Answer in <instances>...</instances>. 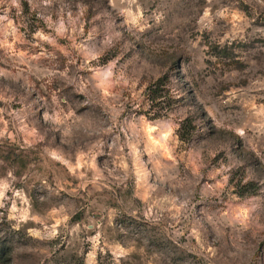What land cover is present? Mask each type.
Wrapping results in <instances>:
<instances>
[{"label": "rangeland", "instance_id": "rangeland-1", "mask_svg": "<svg viewBox=\"0 0 264 264\" xmlns=\"http://www.w3.org/2000/svg\"><path fill=\"white\" fill-rule=\"evenodd\" d=\"M0 264H264V0H0Z\"/></svg>", "mask_w": 264, "mask_h": 264}, {"label": "trees", "instance_id": "trees-1", "mask_svg": "<svg viewBox=\"0 0 264 264\" xmlns=\"http://www.w3.org/2000/svg\"><path fill=\"white\" fill-rule=\"evenodd\" d=\"M161 79H159L154 85H153V87H154V90H152V88H150V90H152L151 91V93L152 94H154V96H152V98H151V100L152 101H155L156 100V98L155 97H159L158 95L159 94H157V89H158V87H159V84H161ZM156 117H160V115L158 114ZM185 126L184 125H182V129L184 128ZM179 139L181 140V141H184V135L183 134H179ZM4 255H5V253H4Z\"/></svg>", "mask_w": 264, "mask_h": 264}]
</instances>
